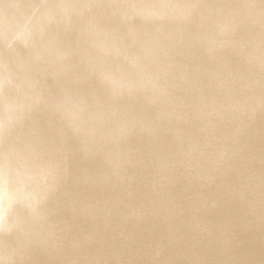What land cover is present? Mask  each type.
Here are the masks:
<instances>
[{
    "label": "clouds",
    "instance_id": "clouds-1",
    "mask_svg": "<svg viewBox=\"0 0 264 264\" xmlns=\"http://www.w3.org/2000/svg\"><path fill=\"white\" fill-rule=\"evenodd\" d=\"M0 264H264V0H0Z\"/></svg>",
    "mask_w": 264,
    "mask_h": 264
}]
</instances>
